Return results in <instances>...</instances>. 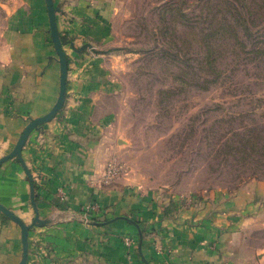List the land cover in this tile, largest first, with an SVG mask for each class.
<instances>
[{"label":"crops","instance_id":"obj_1","mask_svg":"<svg viewBox=\"0 0 264 264\" xmlns=\"http://www.w3.org/2000/svg\"><path fill=\"white\" fill-rule=\"evenodd\" d=\"M54 1L69 39L68 88L62 111L23 148L40 219L48 221L30 230L28 264H238L229 244L262 212L259 204L236 197L183 208L137 176L105 181L114 152L104 106L114 86L118 8L114 0ZM72 44L91 47L77 52ZM60 84L46 1L23 0L0 46V158L31 119L51 111ZM0 202L26 224L34 221L31 182L16 158L0 168ZM93 202L100 211L85 210ZM22 252L21 227L0 212V264H20Z\"/></svg>","mask_w":264,"mask_h":264},{"label":"rangeland","instance_id":"obj_2","mask_svg":"<svg viewBox=\"0 0 264 264\" xmlns=\"http://www.w3.org/2000/svg\"><path fill=\"white\" fill-rule=\"evenodd\" d=\"M22 3L0 0V46ZM114 3V179L137 176L183 208L259 204L229 245L238 264H264V0Z\"/></svg>","mask_w":264,"mask_h":264},{"label":"water","instance_id":"obj_3","mask_svg":"<svg viewBox=\"0 0 264 264\" xmlns=\"http://www.w3.org/2000/svg\"><path fill=\"white\" fill-rule=\"evenodd\" d=\"M45 1L47 4L48 14H49L50 34H51L52 42L58 54L59 63L61 66L60 95H59V98L56 104L51 109V111L48 112L44 116L31 119V121L28 123V125L23 130L14 149L9 154L0 158V168L5 162L11 159H15V158L18 159L23 165V167L25 168L28 174V177L30 179V182H31V202L36 212V216L32 224H26L24 220H22L12 210H10L8 207H6L0 202V212L4 214L6 217H8L9 219L16 222L21 227V230H22L23 252H22V259L20 261V264H28L30 230L35 226H44L48 223V221L40 219L37 199H36L34 180H33L32 172L28 168L26 161L23 157V148L25 147L31 133L34 130L38 129L40 126L46 124L47 122H50L51 120H53L62 111L64 104L66 102L67 88H68L69 58H68L67 52L64 49V45H63V41L61 38L60 29H59V24H58V17H57L58 12L61 11V8L59 6H56L54 0H45ZM72 46L77 52H81L82 50L87 49L88 47H91L90 44H85L80 49H76L74 44H72Z\"/></svg>","mask_w":264,"mask_h":264},{"label":"built area","instance_id":"obj_4","mask_svg":"<svg viewBox=\"0 0 264 264\" xmlns=\"http://www.w3.org/2000/svg\"><path fill=\"white\" fill-rule=\"evenodd\" d=\"M119 175V169L117 168V166H115V164L110 163L106 169V178L105 181L107 183H110L111 180H113L114 178H116ZM86 211H100V206L98 203H91L90 205H88V207H86L85 209Z\"/></svg>","mask_w":264,"mask_h":264},{"label":"trees","instance_id":"obj_5","mask_svg":"<svg viewBox=\"0 0 264 264\" xmlns=\"http://www.w3.org/2000/svg\"><path fill=\"white\" fill-rule=\"evenodd\" d=\"M60 33H61V38H62V41H63V45L65 46L66 44L69 43V39H68V37H67L64 33H62L61 31H60ZM34 185H35V189H36L37 186H36L35 182H34Z\"/></svg>","mask_w":264,"mask_h":264}]
</instances>
